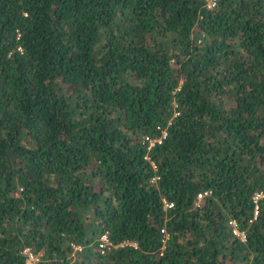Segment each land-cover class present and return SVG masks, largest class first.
<instances>
[{"label":"trees","instance_id":"obj_1","mask_svg":"<svg viewBox=\"0 0 264 264\" xmlns=\"http://www.w3.org/2000/svg\"><path fill=\"white\" fill-rule=\"evenodd\" d=\"M208 2L0 0V264H264V0Z\"/></svg>","mask_w":264,"mask_h":264},{"label":"built area","instance_id":"obj_2","mask_svg":"<svg viewBox=\"0 0 264 264\" xmlns=\"http://www.w3.org/2000/svg\"><path fill=\"white\" fill-rule=\"evenodd\" d=\"M215 4H216L215 0H209L208 7L209 8L210 7H213V6H215ZM162 134H163V136L165 135L164 131L162 132ZM146 140L149 142V147L152 146L155 141H158V142L160 141V139H157V140L154 139L153 140V139H149V138H146ZM153 180H155V178H153ZM263 195H264V191H258L256 193H254V195L252 197L253 201L255 202L254 216L257 215V209H258L257 201L261 197H263ZM201 197H202V194H198V198L197 199L199 200ZM171 206H172V204L165 202V207H171ZM233 225L235 226L234 223H233ZM161 232L163 234V236H162L163 246L161 247V249H163L164 248V243H165V241L168 238V233L164 229H162ZM234 232L236 234H238V232L236 231V229H234ZM240 234L243 237V233H240ZM111 245H112V243L108 240V238L106 237V234L102 235L101 238H100V243H99L100 251L103 252L104 251V248L109 247ZM23 252H24V254L26 255V258H27L26 259V264H31L32 263V260H34V259L36 260L37 259V257H34V255L32 253H30L27 249H25ZM30 260H31V262H30Z\"/></svg>","mask_w":264,"mask_h":264},{"label":"rangeland","instance_id":"obj_3","mask_svg":"<svg viewBox=\"0 0 264 264\" xmlns=\"http://www.w3.org/2000/svg\"><path fill=\"white\" fill-rule=\"evenodd\" d=\"M34 257H36V256H34ZM34 260H35V259H34ZM34 260H32V261H34ZM30 262H31V260H30ZM30 262H29V263H30Z\"/></svg>","mask_w":264,"mask_h":264}]
</instances>
